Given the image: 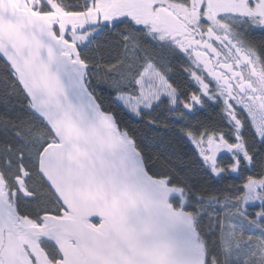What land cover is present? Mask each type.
I'll use <instances>...</instances> for the list:
<instances>
[{"label":"snow or ice","instance_id":"obj_1","mask_svg":"<svg viewBox=\"0 0 264 264\" xmlns=\"http://www.w3.org/2000/svg\"><path fill=\"white\" fill-rule=\"evenodd\" d=\"M0 264H264V0H0Z\"/></svg>","mask_w":264,"mask_h":264}]
</instances>
